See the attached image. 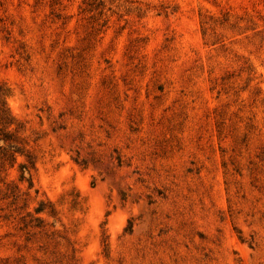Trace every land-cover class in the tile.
Returning a JSON list of instances; mask_svg holds the SVG:
<instances>
[{
	"label": "rangeland",
	"instance_id": "obj_1",
	"mask_svg": "<svg viewBox=\"0 0 264 264\" xmlns=\"http://www.w3.org/2000/svg\"><path fill=\"white\" fill-rule=\"evenodd\" d=\"M0 85V264H264V0H0Z\"/></svg>",
	"mask_w": 264,
	"mask_h": 264
},
{
	"label": "trees",
	"instance_id": "obj_2",
	"mask_svg": "<svg viewBox=\"0 0 264 264\" xmlns=\"http://www.w3.org/2000/svg\"><path fill=\"white\" fill-rule=\"evenodd\" d=\"M8 96V90L6 91L0 85V171L8 164L10 166L15 165L18 155H23L25 156V161L19 163V171L20 180L25 181L28 179L26 173H30L32 169H35L36 156L22 145L23 138L18 135L20 126L18 125L16 116L7 104ZM29 184V188H31L32 182L30 180ZM42 204L41 202L36 207L35 211L37 213L45 211V207Z\"/></svg>",
	"mask_w": 264,
	"mask_h": 264
}]
</instances>
